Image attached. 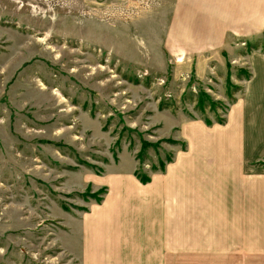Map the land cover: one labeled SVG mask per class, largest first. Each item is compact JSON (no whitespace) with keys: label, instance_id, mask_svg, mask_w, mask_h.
<instances>
[{"label":"rangeland","instance_id":"obj_1","mask_svg":"<svg viewBox=\"0 0 264 264\" xmlns=\"http://www.w3.org/2000/svg\"><path fill=\"white\" fill-rule=\"evenodd\" d=\"M263 57L264 0H0V264H80L85 219H150L112 180L164 173L251 76L264 170Z\"/></svg>","mask_w":264,"mask_h":264},{"label":"crops","instance_id":"obj_2","mask_svg":"<svg viewBox=\"0 0 264 264\" xmlns=\"http://www.w3.org/2000/svg\"><path fill=\"white\" fill-rule=\"evenodd\" d=\"M254 63L264 69V57ZM251 79L230 104L225 123L189 124L186 150L176 153L164 173L146 184L132 175L112 180L118 204L145 208L152 217L91 225L85 219L80 264H264V170L251 166L259 157L246 152L262 130L247 118L260 107L254 96L247 97L254 93Z\"/></svg>","mask_w":264,"mask_h":264},{"label":"trees","instance_id":"obj_3","mask_svg":"<svg viewBox=\"0 0 264 264\" xmlns=\"http://www.w3.org/2000/svg\"><path fill=\"white\" fill-rule=\"evenodd\" d=\"M196 106H197V108H201L202 106H203V99H201V98H199L198 99V101H197V104H196ZM202 111V110H201ZM204 120H205V122L206 123H210V120H209V118H207V117H205L204 118ZM223 121V118H219L218 119V122H222ZM186 147V145H182V150H184V148ZM171 158V157H170ZM169 157H168V159H167V161L168 162H170V159ZM162 163V162H161ZM164 163V162H163ZM164 169V165L162 164L161 166H160V168H159V170H163ZM137 177L140 179V181H142V182H146V181H148L149 180V178L148 177H146V176H139V175H137Z\"/></svg>","mask_w":264,"mask_h":264}]
</instances>
